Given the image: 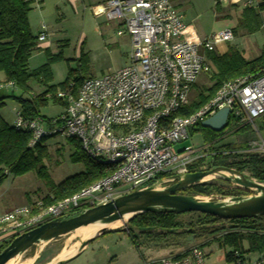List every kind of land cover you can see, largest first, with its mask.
<instances>
[{"label":"built area","instance_id":"1","mask_svg":"<svg viewBox=\"0 0 264 264\" xmlns=\"http://www.w3.org/2000/svg\"><path fill=\"white\" fill-rule=\"evenodd\" d=\"M251 4L248 0L244 7ZM91 12L96 18L117 22L121 29L116 35L130 39L129 64L99 78H84L75 89L72 83L58 89L53 98L64 105L57 117L24 119L15 111L12 126L29 132L30 148L47 138L75 140L87 158L110 171L56 203L45 205L38 199L0 213V244L53 219L107 204L156 180L193 173L190 167L196 163V172L206 171L212 157L221 153L211 150L219 139L176 151L174 145L187 139L188 131L222 109L229 111L226 125L231 124V133L264 115V72L223 83L196 111L179 115L190 104L188 95L198 74L214 70L208 54L218 53L220 45L233 40L232 29L204 41H188L183 34L184 16L169 0H105L92 6ZM48 36L41 25L37 41ZM3 86L15 89L12 83ZM249 149L264 152L262 138ZM234 257L235 264H264V253L250 263L237 253ZM140 264H205V255L200 246H194L178 256Z\"/></svg>","mask_w":264,"mask_h":264},{"label":"trees","instance_id":"2","mask_svg":"<svg viewBox=\"0 0 264 264\" xmlns=\"http://www.w3.org/2000/svg\"><path fill=\"white\" fill-rule=\"evenodd\" d=\"M35 2L37 0H0V84L12 83L20 92L19 95L11 93L7 97H0V108L4 106L6 98H11L18 103V111L24 119L42 117L39 114V107L47 104L49 101L45 98L47 95L51 96L50 100L53 103L63 106V103L53 98L56 91L65 89L70 83L75 89L82 79L86 78H73L72 72L69 71L63 83L58 86H49L52 81L50 64L59 61L61 56H52L48 50L45 51L49 56L48 62L38 69H29L28 60L31 54L40 49L37 36L32 34L28 23V14ZM263 11L264 0H260L256 7H244L237 27L249 34L259 31L262 26L260 12ZM208 57L214 67L212 72L214 84L208 89L206 95H201L198 101L191 102L182 109L179 114L181 116L196 111L215 95L223 83L239 77L258 76L264 72V50L259 57L252 60L245 59L242 52L234 46H229L224 54L212 52L208 54ZM31 80L45 86L46 90L34 95L29 85ZM254 123L259 134L264 137V115ZM197 130L204 133L206 142L213 141L220 136V133L200 126ZM250 132V125L244 124L232 134L243 135ZM30 138L29 132L15 129L0 115V186L8 176L17 177L31 171L40 178L47 176L44 161L50 160L51 157L47 148V142L51 138L42 140L32 148L28 147ZM68 141L80 149L77 141ZM248 149V143L214 145L211 150L221 151V153L212 157L211 167L234 169L258 182H264V155L247 151ZM71 158L72 162H83V172L66 178L53 188L50 195L41 198L45 205L71 196L106 176L110 171L109 168L92 162L81 152L75 153ZM198 165L199 163L192 165L191 171L196 172ZM181 193L221 198L247 195L241 189L223 187L213 182L190 186ZM116 232L126 233L136 250H139L141 246L166 244L169 241H181L191 237L197 241H207L205 244L216 242L220 247H228L230 249L226 254L228 262L235 261L234 253H237L241 260L244 253H264V215L252 219L223 221L199 213L155 214L148 212L134 217L127 223L125 230ZM243 242L247 243L246 251L243 249ZM8 244L9 242L0 244V251Z\"/></svg>","mask_w":264,"mask_h":264},{"label":"rangeland","instance_id":"3","mask_svg":"<svg viewBox=\"0 0 264 264\" xmlns=\"http://www.w3.org/2000/svg\"><path fill=\"white\" fill-rule=\"evenodd\" d=\"M103 1L105 0H43L42 6H39L38 2L32 5V10L28 14L32 34L38 36L41 25H44L49 36L44 42H38L40 49L31 54L28 60L29 69H38L48 62L49 56L46 55V50L52 56H61L59 61L50 64L52 81L49 86H58L63 83L69 71L72 72L73 78H99L129 64L132 52L130 39L127 35L122 37L116 35L117 30L121 29L117 22L107 21L103 17L96 18L91 12L92 6ZM169 1L183 14L186 25L183 34L186 40L191 42L204 41L214 34L231 29L239 19L243 4L246 2V0ZM259 1L252 0V3L256 5ZM236 34L238 38L231 40L230 43L243 47L244 50L248 48L245 58L252 60L261 55L264 50V26L252 35H248V38L244 35L247 33L242 28H238ZM42 45L47 47L44 48ZM199 53L204 54V51L199 49ZM213 84L212 72H200L188 95L190 103L198 101L201 95H206ZM29 85L34 95L41 94L46 90L45 86L33 80L29 82ZM11 93L19 95L20 92L16 88L12 92L5 89L0 91V97H7ZM18 110V103L11 98H6L4 106L0 108V115L9 125H13L15 111ZM61 112L62 107L50 99L46 105L39 107L40 116L47 119L55 118ZM250 130V133L235 135L231 133V124H228L219 132L217 145L248 143V146L251 147L253 142H258L259 138L264 141V137L257 131L255 123L250 126ZM206 143L204 133L196 128L194 131H188L187 139L175 144L174 149L180 151L188 146L199 148ZM47 148L51 156L50 160L44 161L47 176L40 178L33 171L17 177L8 176L0 186V211L9 212L17 207L30 205L36 200L50 195L53 188L66 178L83 172V162H72L71 157L77 152L85 154L71 142L53 137L48 140ZM252 152L264 155V152H258V150ZM212 182L223 187H234V185L220 180ZM120 235L122 234L107 233L97 238L90 242L78 257L66 264H95L97 261L99 262L104 254V248L110 247L111 252H114L117 245L125 243V236ZM70 237L71 235H68L45 246L34 247L12 260L10 264H44L57 256L60 249L68 244L69 240L72 239L69 246L80 240L79 237ZM123 250L124 247H120V252ZM136 251L134 248L132 252L133 255H136L135 257L139 255ZM138 251L146 255V258L150 255V250L143 246ZM37 254L39 257L35 262H32ZM120 261L121 259L118 263L122 262Z\"/></svg>","mask_w":264,"mask_h":264},{"label":"water","instance_id":"4","mask_svg":"<svg viewBox=\"0 0 264 264\" xmlns=\"http://www.w3.org/2000/svg\"><path fill=\"white\" fill-rule=\"evenodd\" d=\"M228 113V109L219 110L212 117L201 122L200 127L219 133L226 125ZM214 180L234 185V188L245 191L247 195L221 198L181 193L190 186L211 183ZM148 212L155 214L199 213L223 221L256 218L264 215V182H258L245 173L224 167H211L206 171L159 179L107 204L64 215L22 233L13 238L0 251V264H7L34 247L45 246L79 229L98 226L93 234L80 238L67 254L58 257L59 253L44 263L66 264L78 257L90 242L107 233L125 230L127 223L134 217ZM116 222L122 224L112 228L111 225ZM38 257L37 254L32 262H35Z\"/></svg>","mask_w":264,"mask_h":264},{"label":"crops","instance_id":"5","mask_svg":"<svg viewBox=\"0 0 264 264\" xmlns=\"http://www.w3.org/2000/svg\"><path fill=\"white\" fill-rule=\"evenodd\" d=\"M246 1H248V0H246ZM37 2L40 3L39 6H42L43 0H37ZM259 3H260V1L258 3H256V5L252 3L251 7H256ZM243 8H244V4H243L242 9ZM239 19H240V17H239ZM239 19H237V22L235 24H233L231 27V29L233 30V39L238 38L236 31L238 30L237 23H238ZM260 19L262 22V26H261V28H262L264 26V11L260 12ZM28 20H29V18H28ZM28 23H29V21H28ZM246 33L247 34H244V35L247 38L249 37L248 35H252V34H249L248 32H246ZM247 38H245V39H247ZM229 46L236 47L239 51L242 52V55L245 58V54H246L248 48H246V50H244L243 47H239L236 44H231L230 42H227L226 44L220 45L218 47L219 54H224L227 51ZM43 47L46 48L47 46L44 45ZM245 59H247V58H245ZM5 89L6 88L3 86V84H0V91L5 90ZM1 212H3V211H0V213ZM113 233L122 234L120 236L124 235L125 236V241H124L125 243L120 244L121 242L119 241L118 243L120 245H117V247L114 249V252H111L110 247L104 248L105 251H104V254L102 255V259L99 262L97 261V263H95V264H140L142 261H149V260L155 261V260L163 258V257L178 256V255L182 254L183 252H185L186 250H188L194 246H200L202 248L204 255H205V264H235V261H233V260H231L230 262H228L226 260V254L230 251V249L228 247H220L216 242H209V243L205 244L207 241H197L191 237L186 238V239L181 240V241H174V242L169 241L166 244H159V245H153V246H143L145 249L150 250V252H149L150 255H148V258H146L145 257L146 255L139 252L138 250L136 252H138L139 255L137 257H135L136 255L132 254L134 247H133L132 243H130V240H129L128 236L126 235V233H123V232H113ZM58 240L59 239H57L53 242H56ZM71 241H72V239L69 240L68 244H65L63 246V248L60 249L59 253H61V251H63V250L71 248L73 245H75L76 242L75 243L73 242L71 244V246H69ZM242 246H243V249L246 251L247 250V243L243 242ZM120 247H124V250L122 252H120ZM259 255H260V253H244L242 255V260L246 263H250V262L257 260ZM120 259L122 262L120 261L121 263H118Z\"/></svg>","mask_w":264,"mask_h":264},{"label":"bare ground","instance_id":"6","mask_svg":"<svg viewBox=\"0 0 264 264\" xmlns=\"http://www.w3.org/2000/svg\"><path fill=\"white\" fill-rule=\"evenodd\" d=\"M206 179H208V178H206ZM120 223L121 222H116V223L112 224L111 227L115 228L118 225L122 224V223L121 224ZM97 227L98 226H91V227L79 229V230L75 231L74 233H72L70 238L79 237V238L82 239L84 237H88V236H90L91 234H93L97 230ZM69 249H71V248H68L66 250L61 251V253L58 255V257L67 254ZM7 264H10V262H8Z\"/></svg>","mask_w":264,"mask_h":264}]
</instances>
